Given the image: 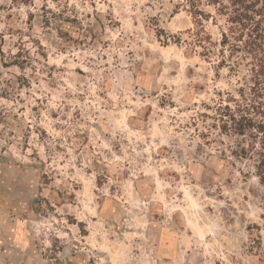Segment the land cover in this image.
I'll return each mask as SVG.
<instances>
[{
  "label": "clouds",
  "instance_id": "1",
  "mask_svg": "<svg viewBox=\"0 0 264 264\" xmlns=\"http://www.w3.org/2000/svg\"><path fill=\"white\" fill-rule=\"evenodd\" d=\"M10 3L11 0H0V4ZM147 3L148 0H34V6L18 10L27 20L29 11L42 16L41 9L46 5V10H50L49 19L53 13L62 19L47 26L36 23L31 35L24 36L35 68L34 76L33 67L13 66L4 70L0 65L3 71L0 75V109L3 110L0 118V217H14V223L7 226L8 239L14 247L0 251V264H7L5 256L11 257L16 249L21 252L30 249L31 233L26 229L29 215L41 216L37 222V237L43 234L46 249L53 248V235L70 245L67 251L55 253L64 264H87L79 253L91 252L93 248L108 252L111 264H124L119 246L94 242L93 237L98 233L82 239L92 218L105 211L95 203V195L90 194L101 183L98 169L104 166L115 172L129 159L131 153L126 149L121 151L124 140L132 152L147 154V164L140 171L151 174L154 192L163 193L160 204L171 206L183 216L182 230L194 232L199 237L196 243L202 245L209 256L222 259L223 264H232L231 246L217 250L207 242V236L212 233L204 230L200 216L207 199L200 185L205 165L197 162L194 155H187L194 154L202 145L201 133L197 130L203 125L191 118L207 111L204 104L213 102L211 97L216 95L213 88L223 90L228 85L213 83V73L205 65L196 71H208L210 87L206 92L194 94L187 87L192 81L185 80L184 87H178L176 94L171 98L165 96L168 89L163 83L180 82L164 80L163 73L157 75L158 70H150L141 49L158 46L147 38L145 19L149 15L168 13L172 6L167 0L164 9L159 5L155 9L146 8ZM5 26L0 23V29ZM20 26L28 30L26 24ZM89 28L93 31L100 28L104 33L103 42H109L108 46L104 47L101 42L95 47H85V44L96 43ZM157 35L158 40L163 39V33ZM61 40L82 41L83 44L79 49L64 50L55 42ZM9 47L2 51L7 54ZM18 51L12 48L11 54ZM129 52L133 55L128 56ZM89 58L99 74L85 62ZM104 65L116 71L106 77ZM62 69L68 71L61 73ZM76 69L93 75L81 78ZM20 76L29 78L28 86H19ZM231 84L236 85V81L232 80ZM4 89L11 95H4ZM67 93L80 94L82 99H69ZM68 105L72 107L65 111ZM77 107L79 118L74 115ZM118 133L123 136L118 138ZM192 137L195 139H190ZM172 140H178L184 149L183 162L169 158ZM256 148H260L259 143ZM208 151L215 150L209 148ZM149 165L151 168L145 171ZM131 175L138 178L136 173ZM236 175L241 173L237 171ZM259 180L260 176H252L249 182ZM13 188L17 192L14 193ZM21 192L23 195L18 194ZM146 202L152 203L150 199ZM241 210L264 225V218L260 216L264 209L258 213L248 203L247 210ZM252 235L246 239L251 240ZM3 244L4 240L0 239V246ZM252 252V264H264V240L259 251L253 249ZM104 264H108L107 259Z\"/></svg>",
  "mask_w": 264,
  "mask_h": 264
},
{
  "label": "rangeland",
  "instance_id": "2",
  "mask_svg": "<svg viewBox=\"0 0 264 264\" xmlns=\"http://www.w3.org/2000/svg\"><path fill=\"white\" fill-rule=\"evenodd\" d=\"M167 4L172 6L168 13L162 12L154 17L149 15L145 19L149 33L147 38L150 43L158 46L155 49H141V54L145 56L144 63L150 66V70H158L157 75L163 73L164 80L180 82L163 83V87L168 89L165 93L168 98L176 94L178 87H184L185 80L192 81L187 87L194 94L206 92L210 87L208 71H196L205 65L213 73V83L223 82L228 85L223 90L213 88L216 95L211 97V104L205 102L207 111L197 113L191 118L203 125L202 129L197 130L201 133L202 145L197 147L194 154L187 155H194L197 162L205 165L200 185L207 199L200 216L204 230L212 233L207 236V242L217 250L231 246L232 264H245L246 260L247 264H252V250L259 251L261 241L264 240V233H261L264 225L241 209L247 210L248 203L258 213L260 209H264V181L261 179L264 176L262 138L252 128L244 131L235 129L236 125L229 120L227 114L231 108L238 119L245 115L256 122L264 123L262 3L256 0L246 1L245 4L252 7L246 10L242 6L240 12L245 14L242 17L234 12L238 9L232 0H167ZM157 5L164 9L165 0H148L145 7L155 9ZM32 6L34 0H11L10 4H0V23L6 25L4 29H0V65L4 70L13 66H20L21 69L33 67L34 76L35 68L31 64L30 49L25 47L28 41L24 40V36L31 35L34 24L44 23L47 26L52 21L59 22L62 16L53 13L49 19L50 10H46L45 5L41 9L42 16L29 11L28 19L24 20L18 10H27ZM173 16H176L175 20L172 19ZM25 24L27 31L20 26ZM102 27L101 23L100 28ZM100 28L95 31L89 28L96 43L85 44V47H95L103 42L104 33ZM158 33H163L162 40H158ZM55 42L64 50L79 49L83 44L82 41L73 43L71 40ZM108 43L103 42L104 47ZM9 45L6 54L2 49ZM12 48H18L19 51L12 55ZM132 55V52L128 53V56ZM91 60L89 58L85 62L99 74V69L90 63ZM103 67L106 68L103 73L106 77L116 71L107 69L106 65ZM65 71L68 70L62 69L61 73ZM75 71L81 78L93 75L91 72L84 74L80 69ZM0 75H3V71H0ZM18 80L20 87L28 86L29 78L20 76ZM232 80L238 86L232 85ZM3 94L11 95V92L4 89ZM67 96L69 99H82L80 94L73 96L72 93H67ZM71 107L68 105L65 111ZM74 115L76 118L80 117L78 107ZM2 116L3 110L0 109V118ZM122 136L123 134L118 133V138ZM170 143L172 147L168 150L169 158L183 162L186 153L179 146L178 140ZM257 143L260 144L259 149L256 148ZM122 144L121 151L126 149L131 155L115 172L104 166L99 167L101 183L90 194L95 195V203L105 211L101 216L92 218V224L82 234V239L87 240L92 233H98L93 237L94 242L119 246L124 264H223L222 259L209 256L207 250L196 243L199 237L194 232L182 230L184 218L180 213L174 212L171 206L163 207L160 204L163 193L154 192L151 174L145 175L140 171L147 164V154L142 151L139 154L132 152L126 140ZM139 147L142 149L143 145ZM209 148H214L215 151L210 152ZM103 151L107 153V149ZM221 164L223 167L219 166ZM150 168L149 165L145 171ZM237 171L241 175L237 176ZM132 173H136L138 178H134ZM252 176H260V180L250 183ZM13 192L17 190L13 188ZM18 194L23 195L22 192ZM149 199L152 201L150 204L146 202ZM260 216L264 218V213H260ZM40 219V215H29L26 229L31 233L29 238L32 245L25 252L16 249L11 257L5 256L7 264H64L55 257V253L67 251L70 245L53 235V248L46 249L43 234L37 237V222ZM97 220L100 221L99 224L96 223ZM12 223L14 217H0V239L4 240L0 251L14 247L7 233V226ZM145 224L147 227H142ZM250 235L251 240H247L246 237ZM73 254H76V250H73ZM79 256L81 260L101 262L110 258L108 252L96 248L91 252L79 253Z\"/></svg>",
  "mask_w": 264,
  "mask_h": 264
},
{
  "label": "trees",
  "instance_id": "3",
  "mask_svg": "<svg viewBox=\"0 0 264 264\" xmlns=\"http://www.w3.org/2000/svg\"><path fill=\"white\" fill-rule=\"evenodd\" d=\"M246 1H250V0H232L233 4H237L236 8L238 10H234V12L237 13L238 17H240V16L242 17L245 15L242 12H240V10L243 9L242 6L246 10L249 9L250 7H252L250 4H245ZM256 1H260L262 3L261 12L264 14V0H256ZM238 6H241V8H238ZM227 115L229 117V120L231 122H234V124L236 125L235 129H237L239 131H244L247 128H252V129H254L260 133L261 138H262L263 159H264V123L263 122H256L251 117H248L245 115H241L240 119H238V117L233 113L231 108H229V113ZM263 162H264V160H263ZM261 179L264 181V176H261Z\"/></svg>",
  "mask_w": 264,
  "mask_h": 264
},
{
  "label": "crops",
  "instance_id": "4",
  "mask_svg": "<svg viewBox=\"0 0 264 264\" xmlns=\"http://www.w3.org/2000/svg\"><path fill=\"white\" fill-rule=\"evenodd\" d=\"M108 261H110L109 262V264H111V259L109 258L108 259ZM87 264H104V262H101V261H87Z\"/></svg>",
  "mask_w": 264,
  "mask_h": 264
}]
</instances>
